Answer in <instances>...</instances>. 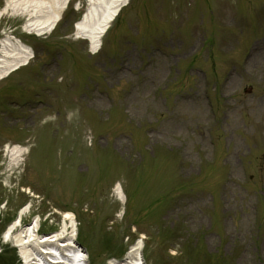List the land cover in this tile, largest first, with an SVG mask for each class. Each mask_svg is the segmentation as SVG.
Wrapping results in <instances>:
<instances>
[{
	"label": "rangeland",
	"instance_id": "374dc122",
	"mask_svg": "<svg viewBox=\"0 0 264 264\" xmlns=\"http://www.w3.org/2000/svg\"><path fill=\"white\" fill-rule=\"evenodd\" d=\"M113 1L0 19L34 53L0 81V245L26 207L73 214L90 264L141 236L145 264H264V0H130L92 54L75 19Z\"/></svg>",
	"mask_w": 264,
	"mask_h": 264
},
{
	"label": "bare ground",
	"instance_id": "6f19581e",
	"mask_svg": "<svg viewBox=\"0 0 264 264\" xmlns=\"http://www.w3.org/2000/svg\"><path fill=\"white\" fill-rule=\"evenodd\" d=\"M10 4L0 9V19L9 7L14 14H20L27 19L25 27L33 30L38 35L50 33L60 20L67 4V0H9ZM92 4L95 0H90ZM128 0H114L109 10L96 19L89 7V13L81 18L76 25V38L86 39L90 44V51L95 53L101 46V39L110 28L111 22L118 15L120 9ZM32 58L31 50L16 37H5L0 45V80L8 76L12 71L26 65ZM26 153L25 148L19 145L13 146L8 154L13 164L18 157ZM119 194V188L116 187ZM26 207L18 212L17 218L8 228V232L19 226V221L26 214ZM29 210V208H28ZM65 220L70 221L71 215L67 213ZM70 223V222H69ZM70 225L65 223L60 230L53 234L39 236V221L33 219L27 227L21 229L15 237L16 245L20 247L26 264H87V258L74 243V229L68 232ZM68 234V235H67ZM143 238V237H142ZM136 241L130 246L119 261L112 260L109 264H144L141 255V243ZM23 246L27 247L24 248Z\"/></svg>",
	"mask_w": 264,
	"mask_h": 264
},
{
	"label": "trees",
	"instance_id": "16d2710c",
	"mask_svg": "<svg viewBox=\"0 0 264 264\" xmlns=\"http://www.w3.org/2000/svg\"><path fill=\"white\" fill-rule=\"evenodd\" d=\"M15 257L6 252L2 257H0V264H14Z\"/></svg>",
	"mask_w": 264,
	"mask_h": 264
}]
</instances>
